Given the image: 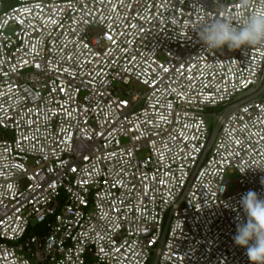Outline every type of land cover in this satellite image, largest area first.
<instances>
[{
	"label": "built area",
	"instance_id": "2783aa9c",
	"mask_svg": "<svg viewBox=\"0 0 264 264\" xmlns=\"http://www.w3.org/2000/svg\"><path fill=\"white\" fill-rule=\"evenodd\" d=\"M253 12L0 0V264H253L233 236L264 196V44L193 30Z\"/></svg>",
	"mask_w": 264,
	"mask_h": 264
},
{
	"label": "clouds",
	"instance_id": "9594fccd",
	"mask_svg": "<svg viewBox=\"0 0 264 264\" xmlns=\"http://www.w3.org/2000/svg\"><path fill=\"white\" fill-rule=\"evenodd\" d=\"M193 30L206 49L226 47L234 51L264 44V12H253L240 21L213 18L198 23ZM239 207L243 215L238 212L233 240L236 245L246 248L253 264H264V196L249 190L240 197Z\"/></svg>",
	"mask_w": 264,
	"mask_h": 264
},
{
	"label": "rangeland",
	"instance_id": "374dc122",
	"mask_svg": "<svg viewBox=\"0 0 264 264\" xmlns=\"http://www.w3.org/2000/svg\"><path fill=\"white\" fill-rule=\"evenodd\" d=\"M11 3H13V0H11ZM225 49L228 51V49H227L226 47H225ZM208 111H209V112H218L219 109H217V108H210ZM209 119L212 120L211 123H210V125H211V128H213V120H214V116L210 115V116H209ZM235 178H236L235 175L231 176V179H232V180L234 179V181L229 185V191H233V190L236 189V187H237V184H236V180H235ZM148 264H152V259L149 261Z\"/></svg>",
	"mask_w": 264,
	"mask_h": 264
}]
</instances>
